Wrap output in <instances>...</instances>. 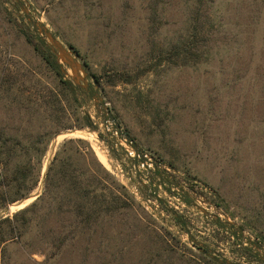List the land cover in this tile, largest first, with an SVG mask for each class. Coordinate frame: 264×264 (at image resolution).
<instances>
[{
    "label": "rangeland",
    "instance_id": "1",
    "mask_svg": "<svg viewBox=\"0 0 264 264\" xmlns=\"http://www.w3.org/2000/svg\"><path fill=\"white\" fill-rule=\"evenodd\" d=\"M204 1L201 35L212 39L210 54L158 62V50L165 54L186 33L196 0H21L64 45L76 46L78 54L70 49L80 62L87 59L92 71L103 75L99 94L138 150L96 111L91 94L78 109L91 116L96 130L75 127L69 110L70 117L59 124L65 129L49 144L39 184L29 199L0 209V216L29 205L41 194L57 147L77 138L89 144L134 202L121 223L114 218L91 224L56 256L48 243L54 235L68 234L71 219L49 214V206L43 205L42 246L29 254L24 245L11 244V264H208L191 240L224 264H264L259 234L264 232V4ZM6 12L27 23L14 0H0V19ZM14 41L16 46L6 51L8 67L11 70V54L16 55V65L22 71H37L48 93L53 75L38 71L39 61L16 36L12 22L3 18L0 50ZM115 70L127 73L130 82L108 84ZM87 80L92 83L90 77ZM26 118L11 104V95L0 97L4 133H23L17 131ZM73 145L85 149L82 143ZM164 230L191 250L169 238L177 253L150 258L149 250L160 244L153 231ZM240 245L251 247L260 260L244 254Z\"/></svg>",
    "mask_w": 264,
    "mask_h": 264
},
{
    "label": "trees",
    "instance_id": "2",
    "mask_svg": "<svg viewBox=\"0 0 264 264\" xmlns=\"http://www.w3.org/2000/svg\"><path fill=\"white\" fill-rule=\"evenodd\" d=\"M257 2L259 3L258 0ZM203 3L205 1L196 0L195 7L191 10L190 18H188L186 33L177 39L165 54L158 50V53H161L158 62L163 59L172 60V58L180 57L192 59L198 58L202 54H210L209 45L212 39L208 34L201 35L203 22L200 19L201 10L204 9ZM261 3L263 6L264 0ZM10 13L6 12L0 20L5 18L8 23L12 22L16 36L22 38V43L30 48L31 53L39 61L38 68L36 67L38 71L46 69L53 75V79L50 80L53 85L49 84L50 87L46 93L36 76L38 72L28 68L22 71L16 65L19 61L13 54H11L10 70L7 65L6 51L10 45L11 48L15 47L16 41L13 44L9 43L8 46L5 45V50H0V97L11 95V104L16 105L18 113L27 115L26 119L21 120L25 126L17 131H23V133L8 135L0 129V209H5L16 201L28 198L37 187L41 180L43 160L49 144L61 130L65 129L61 128L59 124L63 118L70 117L69 110L73 113L75 127L97 129L91 116L78 109L85 101V96H89L90 93L75 86L67 77V69L58 62L45 38L25 23L23 17L15 14L11 19ZM208 17L207 15L205 18ZM211 27L213 28V25L209 24L208 28ZM67 46L73 52L79 53L74 44L67 43ZM151 50H154L153 46H151ZM83 64L96 82L100 84L103 75L92 71L87 59H84ZM150 67H147V70L150 71ZM126 74L123 71L115 70L113 73L111 72V78L106 82L112 85L117 82H130V79H127L129 75ZM114 117L117 120L115 115ZM125 132L127 131L125 130ZM82 133L91 135L86 131ZM75 142L85 145V149L75 147L73 145ZM119 148L122 149V146L119 145ZM128 159L130 162L133 161L131 158ZM105 163H108L106 157ZM168 164L173 167L172 163ZM157 174L162 178L160 172ZM171 181L178 184V181L174 179ZM131 202H134L133 197L102 165L85 140L81 138L64 140L57 147L46 168L41 194L29 205L11 214L0 216V264H11L10 247L13 243L16 246L24 245L29 254H32L37 246H42L44 234L41 228L46 219L45 214L41 212L43 205L49 206V214L54 216L65 214L71 219L68 224L72 226V229L68 231V234L54 235L53 240L48 243L56 251V256L59 250L67 245L68 240L75 241L81 234L79 232L86 231L91 224L95 225L110 220L112 222L114 218H117V222L121 223L124 216L128 214ZM217 223L222 225L220 221ZM153 232V236L160 243L156 249L149 250L150 258L153 260L163 259L164 256L170 257L172 253H177L170 248L169 238L175 239L185 249L191 250L167 230ZM259 234L264 242V232ZM191 245L200 250L199 256L208 264H224L204 250L202 245L198 246L193 243ZM240 249L244 254L260 260L257 257L258 254L251 247L240 245Z\"/></svg>",
    "mask_w": 264,
    "mask_h": 264
},
{
    "label": "water",
    "instance_id": "3",
    "mask_svg": "<svg viewBox=\"0 0 264 264\" xmlns=\"http://www.w3.org/2000/svg\"><path fill=\"white\" fill-rule=\"evenodd\" d=\"M17 5L20 6V10L25 16V19L28 24L32 26V28L35 29L36 33L45 38L47 45L50 47L51 51L55 54L57 60L59 63H62L65 68L69 70L70 73L66 74L71 79L72 83L79 87L80 89H83L85 91H88L93 99L94 106L96 108V111L100 113L105 121H109L113 124V126L116 129V132L121 135L125 141L130 143L135 150L137 149V146L133 142L131 136L125 132L122 131L119 123L113 116L110 108L107 106V104L104 102L103 98L99 94L98 90V83L96 82L95 78L90 75L84 64L78 60V57L75 53L72 52V50L64 45L55 35L54 33L48 29L43 22L34 19L31 14L29 13V10L26 5H24L21 0H14ZM91 78V82L87 80V78ZM72 133V132H66ZM57 144L56 139L54 140L52 147H55ZM39 194H36L34 197L37 198ZM29 199V198H26ZM23 202H17L15 205H20ZM167 210H169L167 208ZM174 216H176L175 212H173ZM188 239H190V235L188 234ZM192 243L195 245L200 246L201 244L199 242H196L195 240H192ZM226 264H229L226 262Z\"/></svg>",
    "mask_w": 264,
    "mask_h": 264
}]
</instances>
